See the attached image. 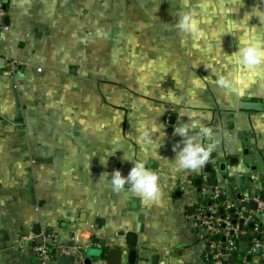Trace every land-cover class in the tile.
<instances>
[{"label": "crops", "instance_id": "1", "mask_svg": "<svg viewBox=\"0 0 264 264\" xmlns=\"http://www.w3.org/2000/svg\"><path fill=\"white\" fill-rule=\"evenodd\" d=\"M2 2L0 264H37L31 246L51 235L106 264L111 249L120 264H210L189 219L201 188H218L220 201L264 196V65L235 55L244 39L264 44V0ZM182 16L195 34L180 29ZM188 120L198 125L190 135L212 129L199 137L209 152L178 169L174 130ZM142 121L164 132L147 154L160 188L152 200L111 180L145 158ZM243 242L236 264H264Z\"/></svg>", "mask_w": 264, "mask_h": 264}, {"label": "built area", "instance_id": "2", "mask_svg": "<svg viewBox=\"0 0 264 264\" xmlns=\"http://www.w3.org/2000/svg\"><path fill=\"white\" fill-rule=\"evenodd\" d=\"M5 8L0 0V39L4 40L8 26L4 22ZM12 65V62H6ZM40 71V68H37ZM200 200L194 205L189 219L199 233V239L205 244L204 255L210 264H236L235 255L242 241L250 249L264 250V196L239 197L235 200H219L221 191L216 188L203 187ZM250 201L254 209H248ZM26 239H31V236ZM52 244L42 242L31 246L33 258L37 264H55L59 256H69L71 264H106L105 260L87 255L85 244H60L51 235ZM264 262V252L262 254ZM124 264V263H122Z\"/></svg>", "mask_w": 264, "mask_h": 264}, {"label": "clouds", "instance_id": "3", "mask_svg": "<svg viewBox=\"0 0 264 264\" xmlns=\"http://www.w3.org/2000/svg\"><path fill=\"white\" fill-rule=\"evenodd\" d=\"M178 26L182 31L195 34L196 25L188 16H182L178 22ZM235 55L238 61L244 66L257 67L264 65V44H261L255 39H244L238 46ZM185 114L188 116L187 113L181 112V116ZM195 115V113H192L188 117L191 119ZM197 126L196 122L189 125L188 120L186 123H180L174 130L183 138L182 147L179 145L174 146V149L176 147L179 148L175 154V167L178 169H195L202 165L208 156L210 146L203 145L199 137L201 135L210 136L212 129L201 124L199 125L198 132L190 135L191 130L197 128ZM162 128L157 123L143 121L138 123L136 128L137 142L141 145V150L145 154V158L133 159V166L126 176L122 175L119 169H114L111 172V180L115 189L118 190L127 183L131 185L133 191L138 192L145 199L152 200L158 197L160 193L158 176L154 171L146 167V160L149 149L153 148V146L155 152L158 153L159 144L158 141H154V137L157 134L164 133Z\"/></svg>", "mask_w": 264, "mask_h": 264}, {"label": "water", "instance_id": "4", "mask_svg": "<svg viewBox=\"0 0 264 264\" xmlns=\"http://www.w3.org/2000/svg\"><path fill=\"white\" fill-rule=\"evenodd\" d=\"M239 107L241 109H246V110H259V109H261V104L260 103H257V102L243 101V102H241L239 104ZM262 195H263V193H262ZM224 198H225L224 195H222L220 197V199H224ZM48 241L50 242L51 240L48 239ZM93 241L94 242H100L101 244H103L101 241L96 240V239H93ZM36 242L41 243L42 242L41 238H37L36 239ZM245 244L246 243L242 241L239 244V249L241 250L242 247L245 246ZM248 250H249V248L246 247V251H248ZM254 251L256 253L261 252V250L258 249V248L257 249H254ZM263 252H264V250H263ZM109 254L112 256L113 260H110V261L108 260L107 264H120V259H121V252H120V250H118V249H111L109 251ZM134 255H135V252L131 250L129 252V262L130 263H132L134 261V259H133L134 258ZM247 257L249 259L250 258V254H248ZM100 259L103 260L102 258H100ZM70 262H71V259H70L69 256H59L56 259L55 264H71ZM86 264H89V259L88 258L86 259Z\"/></svg>", "mask_w": 264, "mask_h": 264}, {"label": "rangeland", "instance_id": "5", "mask_svg": "<svg viewBox=\"0 0 264 264\" xmlns=\"http://www.w3.org/2000/svg\"><path fill=\"white\" fill-rule=\"evenodd\" d=\"M90 254V250H88L87 251V255H89ZM90 256V255H89ZM92 257H94V256H92ZM94 258H96V257H94ZM97 259V258H96Z\"/></svg>", "mask_w": 264, "mask_h": 264}]
</instances>
